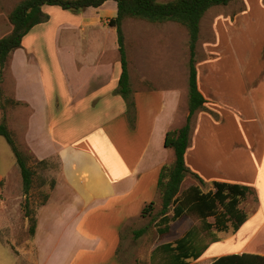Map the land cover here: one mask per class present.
Instances as JSON below:
<instances>
[{
    "label": "crops",
    "instance_id": "crops-1",
    "mask_svg": "<svg viewBox=\"0 0 264 264\" xmlns=\"http://www.w3.org/2000/svg\"><path fill=\"white\" fill-rule=\"evenodd\" d=\"M239 1L238 5L242 8L234 17L221 15L214 24L222 20L228 26L231 21L241 17L239 13L242 11H251L254 0ZM109 2L79 13L63 11L58 7H44L50 21L34 28L24 39L23 47L12 54L9 62L18 84L16 65L21 64L27 71L36 66L35 88L30 87L25 91L19 89L17 84L15 97L16 101L32 110L25 133L31 151L41 162L54 158L59 163L55 188L36 216L35 243L49 264L50 261L51 264H125L120 262L119 252L121 249L123 252L130 250V243L135 245V240L126 236H135V233L145 229L146 233L141 238L147 236L148 239L150 224L148 218L142 217V212L151 203L160 206V170L164 165L172 164L164 158L174 153L172 149L165 148V137L168 132L182 128L189 114L186 109L182 121L187 91L182 90L175 75L166 76L160 87L152 85L150 76L154 68H169L170 72L174 70L176 74L181 63L187 67L186 46L183 53L185 59L182 61L181 52L177 56V47H174L176 38L171 37V30H167L161 36L169 40L170 51L163 62H155L147 50V39L155 34L137 30L139 35L135 45V25L130 35L131 53L126 46L132 89L130 102L135 103V109L128 111L127 103L116 93L122 74L118 40L100 31L101 27L108 26L110 19L117 16V4L113 1L114 6L110 8ZM230 5L223 8L230 10ZM128 21L135 22L127 20L124 28ZM169 23L175 24H164ZM44 32H56L53 43L58 44L59 48L55 52L57 66L50 74L45 71L51 81L45 80V72L38 58V44ZM45 36L49 37L47 34ZM215 58L209 56L205 59L213 64L212 73L208 70H202L201 73L197 60L199 89L208 103L193 117L186 163L203 183L189 175L185 181L197 180L199 183L186 186L185 190L192 186L203 189L206 180L199 168L188 164L190 149L197 145L198 137L203 136L204 139L203 130L207 128L216 135V128L227 124L230 118L239 123L240 119L249 123L248 129L240 136L248 140L245 136L248 131L246 134L250 136L249 140L254 139L253 144L243 141L234 145L229 152L226 151L228 166L233 167L235 173L226 172L224 164L217 162L214 164L213 177L208 179L211 188L207 191H215V182H226L249 188L246 200L249 196L257 197L255 213L247 214V222L236 232L242 238L247 233H259V224L264 222V82L246 83L245 78L239 87L244 96V108L239 103V108L234 112L229 96L231 92H225L226 88L222 86V72L217 67L219 60ZM230 110L234 113L229 115ZM254 111L260 114L259 125ZM223 113L227 115L221 116ZM249 119L253 122L252 128ZM185 190L181 187V192ZM172 214L171 211L169 215ZM185 218L171 223L170 232L163 235L161 243L153 246L152 253L158 246L180 239L191 228L187 226ZM141 220L142 224L137 227L135 223ZM215 233L219 234L213 231ZM170 234L179 236L170 238ZM57 235L64 236L63 250L60 251L56 244ZM219 240L217 243L223 242ZM217 243L211 244L206 253L209 254L212 245ZM230 246V251L212 256L210 264L227 254L249 253H234V245ZM129 253L126 252L127 256ZM205 254L197 261L190 260L188 264L201 262ZM250 254L264 256L261 253Z\"/></svg>",
    "mask_w": 264,
    "mask_h": 264
},
{
    "label": "rangeland",
    "instance_id": "rangeland-1",
    "mask_svg": "<svg viewBox=\"0 0 264 264\" xmlns=\"http://www.w3.org/2000/svg\"><path fill=\"white\" fill-rule=\"evenodd\" d=\"M23 1L25 0H0V39L12 32L13 28L9 22V15L15 7ZM158 1L161 3H167L173 0ZM238 1H236L237 3H232V5H230V10L228 8L215 7L203 18L201 22V34L198 42L197 57L198 69L199 71L201 70V73L202 70H208L212 73L211 69L213 64L206 61V58L210 56L213 58L216 57L215 59L219 60L217 67L222 72L220 74L221 83L222 86L226 88L225 92H231L229 96L230 100H232L231 103L234 112L239 108V103H242V107L244 108V96L239 88L244 79L246 78V83L252 84L262 81L264 82V0H254L251 11L248 13H246L247 11L239 13L241 14V17H238L236 21H231L228 25L230 27H228L226 23H223L222 20L217 21L214 24L215 20L218 17H221V15H232V17H234L242 8L238 5L239 2L242 1ZM113 3V1L108 3L110 8L114 6ZM88 14L95 13L88 12ZM134 25L135 45L136 39L139 35L137 30L140 31L143 29L144 31H148L146 32L147 34H155L153 37L147 39L149 42V48L147 49L148 53L151 54L150 57L155 62H163L167 57V52L170 51L168 48L169 40L167 38L165 40L163 39L164 37L161 36L165 34L167 30H171V37L176 38V40H174V47H177V56H179V52H181V56L183 58L182 61L185 59L183 53L184 47L186 46L187 67L181 63L180 69H177V73L175 72L176 74L173 73L174 70H171L172 72H170L169 68L164 70L154 68L151 70L152 72L150 74L153 79L152 85H154V87H160L166 76L171 75L174 77L175 75L177 83L182 86V90L186 89L187 102L185 107H182L181 114L183 121L186 115V109L187 113L189 111L188 63L190 54L189 34L187 30L180 25L170 23L166 25H151L137 20H135L134 23L133 21H128L124 28V32L126 37L125 44L130 53L131 46L129 42L130 35L134 30ZM44 28L45 27H39V29ZM100 29L102 34L105 32L117 39L115 29H112L109 26L101 27ZM44 33L45 34L42 35V39L38 44L40 51L38 58L44 72L48 71L50 74L51 70L57 66L55 61V52H57L59 48L58 44L53 43L56 32ZM46 34L49 37L45 36ZM9 62L5 69L3 83L0 84V124L5 122L10 132H12L14 141L19 151L24 155L28 167L33 172V184L29 195L26 196L24 194L21 172L17 165L16 158L6 140L3 137H0V264H49L47 257L45 255L42 256L41 251H39L36 246L35 236L33 237L30 235V224L28 218L26 217V206H28L33 215L35 214L37 216L38 209L46 202L51 191L55 188L56 182L54 180H56L59 172V163L54 158L44 161V164L41 163V161L35 157L27 144V140L25 139L26 125L27 119L32 114V110L24 103L20 102V105L15 104V102H19L16 101L17 99L15 97V90L18 82L17 78L11 71ZM32 65L33 64H31V66ZM15 70L17 75H19V89L27 91L30 87L32 89L35 88L34 86L37 84L36 66L30 67V71H27L21 64H17ZM167 70L169 72H167ZM48 72L44 73V77L46 81H51L50 76H47ZM221 100L222 98L220 101ZM222 101L221 103H224ZM1 105H4L5 110H1ZM241 110L243 111L242 108ZM234 112L230 110L229 115ZM253 113L256 116L255 119L259 125L260 114L257 111H254ZM226 115V113H223L221 116ZM236 116L240 118L238 114H236ZM240 121L241 123L230 118L227 124L216 128V135H213L211 130L205 128L202 133L204 135V139L203 136L198 137L197 145H194L190 149L188 164L194 168H199L206 176L202 189L204 192H207L211 188L208 179L214 175V164L221 162L226 167V172H234L232 170L233 167L228 166V162L226 161L227 156L225 153L227 150L229 152V149H231L234 145H238L243 141H248L249 144H253L254 139L249 140L250 136L246 134L248 131L245 133L248 140H244L243 137L240 136V133H243L248 129L247 125L249 126V123H245L243 119H240ZM249 122L252 124L250 125L252 128V126H254L253 122L250 119ZM256 131L253 132L256 133ZM192 141L194 142L193 136ZM257 141L260 142V139ZM171 154L172 156H165L164 160L166 162L171 161V163H173L175 156L174 153L171 152ZM224 166L222 168H225ZM191 178L195 179L194 177ZM194 183L198 184L199 182L197 180L194 182L187 179L182 186L183 190H185L186 186H190ZM245 200H243L240 205L242 211L246 214L255 213L258 207L257 197L255 195L249 196L248 199L246 201ZM159 204L160 206L157 207L155 216H157L161 210V202ZM184 220L187 221L188 227L195 226L197 234L203 243H207L212 239V235H209L204 231L201 221L196 216L192 215L191 218L186 217ZM147 221H149L150 224L148 228V239L147 236L145 239L141 238L143 235L139 238L135 236H126V238L128 237L131 240H135V245L130 243V250L127 249L124 252L123 249H121L119 252V260L121 263L160 264L162 262L161 258L163 256H156L153 260L150 258L152 255L151 249L154 245L162 242L163 236H160L158 233L157 225L155 224L153 218H148ZM210 222L214 223V219H210ZM262 223L259 224V228L257 229L259 233H247L246 236L242 238L232 230L229 233H215L214 235L216 238L221 239L225 244H227L225 245L223 242H220V244L217 243L212 245L213 247H211V252H209V254L207 252L205 254V258H202L203 260L201 262H192V264H210L212 256L219 255L220 252L230 251V244L234 245V253L246 251L249 253L264 254V222ZM135 224L139 227L142 224V220L137 221ZM177 236L179 235L173 236V234H170L168 237L175 238ZM63 239V235L56 236V244L59 251L63 250ZM129 251L130 253L127 256L126 252Z\"/></svg>",
    "mask_w": 264,
    "mask_h": 264
},
{
    "label": "trees",
    "instance_id": "trees-1",
    "mask_svg": "<svg viewBox=\"0 0 264 264\" xmlns=\"http://www.w3.org/2000/svg\"><path fill=\"white\" fill-rule=\"evenodd\" d=\"M108 1H114L118 8L117 16L108 21V26L114 28L117 33L122 64V74L116 93L125 100L128 111L135 109V103L130 102L132 89L124 23L127 20L154 25L171 22L184 27L189 34V114L182 128L168 132L165 137V148L174 151L175 159L172 164H166L160 170L158 189L161 195V210L155 216L157 207L155 203H151L142 212L143 218H153L157 231L162 236L170 232L171 223L184 217L191 218L194 215L201 221L204 231L212 235L209 242L203 243L195 226H192L180 239L160 245L152 253V260L156 256H163L160 264H188L190 260H199L211 244L220 241L213 231L226 233L232 228L236 233L248 220V215L240 208L242 201L250 193V189L245 186L215 182L214 192L205 193L200 186H192L181 192L182 184L189 175L197 177L203 183L191 172L186 163L193 117L208 103L199 89L198 82L197 47L201 22L209 10L215 7H227L236 0H173L167 3L158 0H25L9 15L12 32L0 39V84L3 83L5 69L12 54L23 47L26 36L37 26L50 21V16L43 10L44 7H58L63 11L79 13L87 8H99ZM15 104L21 103L15 102ZM1 110H5L4 105H1ZM0 137H3L11 147L21 172L24 194L28 196L33 184V172L28 167L26 158L19 151L13 134L5 122L0 124ZM41 163L44 164V161ZM26 207V217L30 224L29 232L34 237L37 218L28 206ZM171 211L173 214L169 215ZM212 218L214 223L210 222ZM145 233V229L140 230L135 233V237L139 238ZM212 264H264V256L250 253L225 255Z\"/></svg>",
    "mask_w": 264,
    "mask_h": 264
}]
</instances>
